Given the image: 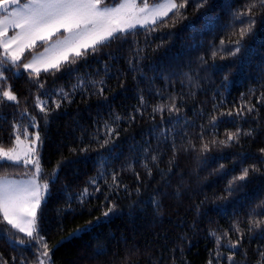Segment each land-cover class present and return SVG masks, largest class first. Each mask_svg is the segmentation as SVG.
<instances>
[{"label": "trees", "instance_id": "16d2710c", "mask_svg": "<svg viewBox=\"0 0 264 264\" xmlns=\"http://www.w3.org/2000/svg\"><path fill=\"white\" fill-rule=\"evenodd\" d=\"M247 2L188 0L180 15L165 18L167 23L155 31L138 28L106 47L98 46L95 54L71 67L62 66L54 75L41 72L43 90L27 75L16 79L6 73L20 103L0 104V143L10 147L13 124L28 125L35 116L44 141L39 151L42 168L51 174L59 165L51 195L38 216L53 264H207L215 247L209 232L227 230L236 239L234 223L244 233L235 252L236 264H264L258 254L264 249V225L249 231L248 223L249 212L264 200V175L238 182L244 186H237L231 195L225 192L241 166L256 164L264 173L259 153L264 147V100L260 99L264 94V9L254 10L255 26L241 39L239 29L246 25L236 22L234 13ZM238 39L240 53L229 56ZM213 51L218 53L215 58ZM30 56L25 53L24 62ZM80 80L85 81L86 90L73 93ZM101 80L105 91L98 95L91 81ZM60 89L72 93L71 103L63 102L45 123L35 107V96L39 94L53 107L52 99L58 97L52 94ZM173 102L179 112H169ZM243 103L255 105V111L243 117L219 115ZM160 104L165 105L163 113L153 112ZM213 113L218 117L216 129L209 124ZM106 125L115 132L101 147L95 137L108 138ZM237 127L251 131L252 136H241L239 144L231 147L210 144L211 151H199L201 133L204 142H210L213 131L224 139L225 131ZM220 164L228 175L219 170ZM24 171L5 167L0 175L25 177ZM112 173L120 185L116 189L108 187ZM94 178L101 192L79 203L84 188L93 190ZM112 204L114 211L104 217L103 211ZM86 226L88 230L70 238V233ZM7 228L0 224V229ZM19 236L24 238L22 233ZM226 244L227 240L222 241L225 255ZM98 250L103 254L98 255ZM35 251L11 244L0 233V261L12 264L15 257L16 264L22 258L26 264H35Z\"/></svg>", "mask_w": 264, "mask_h": 264}, {"label": "snow or ice", "instance_id": "6c2138e0", "mask_svg": "<svg viewBox=\"0 0 264 264\" xmlns=\"http://www.w3.org/2000/svg\"><path fill=\"white\" fill-rule=\"evenodd\" d=\"M187 4L188 0H179V2L158 0L152 4L149 0H113L111 6H109V0H0V104L10 102L18 106L20 103L18 96L12 90V85L8 83L9 78L6 73H11L16 79L27 75L38 90H43L45 83L40 79L41 72L54 75L61 70L62 66L71 67L78 60L86 59L87 55L95 54L98 46L106 47L115 40L132 34L138 28L155 31L161 23H167L165 18L174 19L180 15ZM258 7L264 9V0H248L243 9H238L234 13V20L241 25H246L239 29L241 39L255 26L254 10ZM53 37H56L54 42ZM220 43L224 45L223 40ZM235 44V48L228 50L229 56L235 57L240 53V40H236ZM37 47L43 48V51L36 52ZM25 53H29L32 57L27 62H24ZM217 54V51H213L212 57L215 58ZM91 84L96 88L98 95H103L104 81H91ZM77 89L86 90L84 80H80L73 86V93ZM44 95L49 94L45 92ZM52 96L58 97L52 99L53 107H49V101L41 99L39 94L35 96V107L42 114L41 118L45 123L51 112L59 110L63 102L71 103L72 93L60 89ZM140 99L143 102V98ZM260 99L264 100V94H261ZM164 109L165 105L160 104L152 110L163 113ZM168 110L179 112L174 102L168 106ZM254 111L255 105L243 103L238 108L221 111L219 115L243 117L246 113ZM119 119L120 117L117 116L116 120L119 121ZM130 119L134 120L135 116ZM209 124L213 129L218 127V117L215 113L210 117ZM12 127L11 146L5 148L0 143V169L22 167L25 169L23 175L27 179H9L7 173L0 175V224L8 226L7 230L0 229V233H3L13 245H23L28 250L35 248V264H51V249L46 238L40 234L38 216L42 203H45L51 195V184L55 181L59 165L51 174L45 173L42 168L39 151L44 141L41 136L40 122L35 116H31L28 125L13 124ZM105 127V135L108 138L100 141L99 137H95L101 147L110 142L115 132L111 126ZM29 128L32 129L31 132ZM211 136L210 142H204L203 133H201L200 152L211 151L210 144L224 147H231L234 143L239 144L241 136L250 137L252 132L243 131L237 127L235 131H225L224 139H218L215 131L211 133ZM175 147L173 142L174 151ZM81 151H87V149H81ZM259 153L261 163L264 164V147L259 149ZM151 159L156 161L157 157L152 156ZM144 167L148 168V165L145 163ZM219 170L224 175L229 174L225 171L224 164H220ZM148 174L151 175V169H148ZM257 174L264 175L256 164L241 166L239 174L232 176L228 181L225 192L231 195L237 186H244L243 183L238 185V182H246L250 176ZM100 177L104 179V183H108L103 171L100 172ZM111 180L109 189L120 186L116 173H112ZM90 184L93 185V190L90 192L87 187L84 188L79 194V203L83 204L89 197L101 192L97 179H92ZM104 198L107 200L108 197ZM114 208L115 205L112 204L103 211L102 215L109 217ZM249 217V231L253 230V226L259 228L264 225V219L258 218L264 217V200H261L249 212ZM99 219L97 217V221ZM85 230H88L87 226L84 229L77 228L70 233V238H76L78 233ZM232 231L237 234L236 239H232L227 230L222 234H218L215 230L209 232V236L214 238L215 247L209 253L207 264H214V261L215 264H236L235 252L243 242L244 233L235 223L232 225ZM20 233L24 234V238L19 236ZM224 240H227V255L221 251ZM97 254H103V250H98ZM258 254L264 262V249H259ZM3 264H8V261H3ZM12 264H16L15 257L12 258ZM19 264H26V261L22 258Z\"/></svg>", "mask_w": 264, "mask_h": 264}, {"label": "rangeland", "instance_id": "374dc122", "mask_svg": "<svg viewBox=\"0 0 264 264\" xmlns=\"http://www.w3.org/2000/svg\"><path fill=\"white\" fill-rule=\"evenodd\" d=\"M149 3L150 4H152L150 1H149ZM109 6H111V4H109ZM11 34V33H10ZM55 39H56V37H53V42L55 41ZM43 51V48H40L39 50H37L36 52H42ZM32 57L30 56L27 60H26V62L28 61V60H30ZM29 132H31V131H29ZM21 139H23V137L21 136ZM9 179H17V180H20V179H27V177L25 176V177H8ZM50 255H51V252H50ZM0 264H3V261H0ZM51 264H53L52 263V256H51Z\"/></svg>", "mask_w": 264, "mask_h": 264}, {"label": "bare ground", "instance_id": "6f19581e", "mask_svg": "<svg viewBox=\"0 0 264 264\" xmlns=\"http://www.w3.org/2000/svg\"><path fill=\"white\" fill-rule=\"evenodd\" d=\"M102 167V166H101ZM100 168V167H99Z\"/></svg>", "mask_w": 264, "mask_h": 264}]
</instances>
